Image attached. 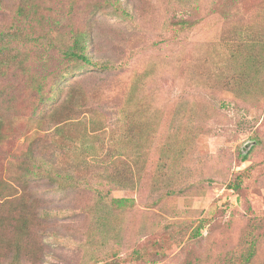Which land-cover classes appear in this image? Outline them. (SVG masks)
Wrapping results in <instances>:
<instances>
[{
  "label": "rangeland",
  "instance_id": "1",
  "mask_svg": "<svg viewBox=\"0 0 264 264\" xmlns=\"http://www.w3.org/2000/svg\"><path fill=\"white\" fill-rule=\"evenodd\" d=\"M200 1L196 9V0H0V36L13 55L30 54V72L49 85L74 71L55 99L75 88L80 116L95 111L111 129L123 119L145 144L132 162L133 189L111 183L107 145V164L88 169L78 149L54 153L63 166L79 159L77 175L93 189L61 192L47 176L26 185L29 141L45 138L29 113L7 111L33 100L20 63L0 77L9 91L0 103V201L48 203L40 264H264V0ZM80 28L97 65L67 55ZM114 198L132 202L105 209Z\"/></svg>",
  "mask_w": 264,
  "mask_h": 264
},
{
  "label": "trees",
  "instance_id": "2",
  "mask_svg": "<svg viewBox=\"0 0 264 264\" xmlns=\"http://www.w3.org/2000/svg\"><path fill=\"white\" fill-rule=\"evenodd\" d=\"M196 2V9H198L201 1L196 0ZM29 10L34 13L37 12L35 5L31 6ZM20 13L27 16L29 14L24 9ZM187 23L188 21L178 22V24L183 26ZM5 39L2 35L0 36V77H6L8 68H12L19 62L20 66L18 68L26 77L28 88L26 90L31 92V97L33 98L32 103L27 107L25 106L22 112L10 108L7 111L14 116L29 113L30 119L37 124L38 128H41L40 132L45 138L42 140L37 137L29 141L28 149L22 160L24 183L28 185L33 178L47 176L51 183L61 187V192H67L81 186L93 189L90 186V181L77 175L79 173V159L71 160L68 158V163L63 166L62 164H57L62 154L55 161L53 159L54 153L57 150L68 152L73 147L68 152L69 154L74 153L78 149L85 156L84 162L81 164L84 169H88L91 166L94 167L97 163L107 164L103 160V146L107 145L108 150L105 151L110 154L111 159L108 164L114 165L113 169L108 168V171H112L111 176H113V179L111 183L117 188L133 189L135 181L131 177V166L134 157L140 158V155L143 154L144 147L141 146L145 144L140 136L142 131L135 132L131 125L127 124L123 119L119 120L116 127L111 129L103 120L100 118L96 119L95 111H90L91 114L88 116H80L81 112L79 109L81 105L75 102L77 98V90L75 88H71L68 91L69 94L66 98L55 99V95L61 92L60 85L62 82L68 75L74 74V71L70 69L64 74L55 75L52 82L48 85L45 77H39L28 70L26 63L30 59V54L27 51H17L13 55L10 50V42H6ZM91 42L90 34L86 29L80 28L76 31L75 44L67 52L70 59L77 63L76 65L89 66L98 64L87 53V45ZM8 93L9 91L5 92L4 88H0V103L6 102ZM122 111L127 112V109H121ZM177 116L180 117V113ZM47 119H49V124L46 128ZM2 121L3 118L0 115V127L2 126ZM79 126V132L72 137L69 130L72 127ZM178 126L180 128L182 124L178 123ZM174 128H176V125ZM174 128L171 124V132L172 130L174 131ZM111 134L112 137L110 136ZM5 136L0 128V142ZM170 137L172 139V136ZM106 139H108V142H106ZM43 141L46 143H43ZM184 142L185 139H180L179 143L184 145ZM50 152L52 155H47ZM249 155L250 153H242V161H247ZM98 197L100 198L101 194ZM131 202V199L128 198H114L110 205L107 204L104 207L105 209L124 210L128 208ZM101 203L105 204L104 201H101ZM47 207L48 203H44L40 199L39 201L28 198L12 199L10 195L1 199L0 214H3V217H0V264H40L42 262L45 255L42 234L46 231L47 225L42 219L40 210L47 209ZM95 209L101 208L96 206ZM163 250L162 245L157 252L160 254ZM132 254L138 261L146 259L139 249H135ZM253 255L254 253L252 252L248 260Z\"/></svg>",
  "mask_w": 264,
  "mask_h": 264
}]
</instances>
